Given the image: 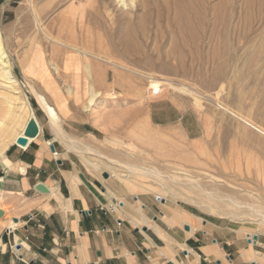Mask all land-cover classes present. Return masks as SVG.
Masks as SVG:
<instances>
[{"label": "rangeland", "instance_id": "374dc122", "mask_svg": "<svg viewBox=\"0 0 264 264\" xmlns=\"http://www.w3.org/2000/svg\"><path fill=\"white\" fill-rule=\"evenodd\" d=\"M218 1L210 0V4ZM80 2L85 0H0V32L17 81V95L30 104L44 136L57 148L55 154L62 149L57 142H62L91 168L107 167L119 179L117 172L121 171L116 169H125L117 162L149 169L150 176L132 175L130 182L125 181L137 190L183 205L199 217H220L238 233L264 232V225L258 222L264 214V135L246 125L254 123L264 130V0H232L237 32H243L246 15L249 22L245 25L250 28L245 43L230 47H223L211 32L209 41L180 43L165 22L158 30L148 23L142 36L134 30V39L127 41L124 21L115 20L109 29L80 27L78 17L73 26L75 42L68 45L65 32H59V22L70 5ZM80 49L104 60L97 63L103 69L98 72L102 82L105 73V86H96L93 75L84 69L83 57L87 55L78 52ZM39 54L40 65L35 66ZM138 70L143 73L136 76L133 71ZM114 71L124 78L114 81ZM153 79L166 82L155 95L149 92ZM106 82L114 83V97L104 98L101 94L106 92L98 90L109 87ZM4 87L0 91L9 92ZM36 92L56 106L59 117L71 100L82 102L89 118L96 110L104 120L106 115L113 117V135L122 137L124 143L118 139L107 143L100 134L97 139L87 134L75 136L62 124L60 134L53 130L52 134ZM138 98L145 104V116L152 114L144 130L131 122ZM181 116L189 137L179 125ZM91 121L97 122L96 118ZM156 125L163 132L161 142L153 131ZM18 129L17 125L13 131ZM135 130L139 134L143 131L141 137H130ZM13 131L0 137V145L12 138ZM184 138L194 140L193 146L187 147L190 155L179 151ZM16 148L15 143H9L3 154L9 160L16 159ZM107 152L125 153V157L107 161L102 156Z\"/></svg>", "mask_w": 264, "mask_h": 264}, {"label": "crops", "instance_id": "0c3cea01", "mask_svg": "<svg viewBox=\"0 0 264 264\" xmlns=\"http://www.w3.org/2000/svg\"><path fill=\"white\" fill-rule=\"evenodd\" d=\"M106 84L114 87L112 82ZM139 100L132 108L131 122L144 130L152 114L145 116V104ZM71 102L68 110L60 113L64 130L95 139L104 135L107 143L114 139L123 142L122 137L113 135V117L106 115L104 120L96 110L89 118L81 101ZM182 117L178 120L181 128ZM93 118L97 122L93 123ZM153 129L161 142V127ZM43 131L41 128L26 147L17 146L16 159L4 155L7 165L0 162V208L4 212L0 218V264H264V232L241 234L220 217L202 218L159 194L137 190L125 179L112 176L107 167L91 168L62 142H57L62 149L54 154L50 150L53 141L46 140ZM139 133L135 130L130 137H141L143 131ZM180 140L184 145L179 148L181 155L192 154L188 148L194 140ZM157 150H162L160 143ZM102 156L107 161L121 160L125 153ZM39 182L46 192L35 190ZM116 203L109 212L108 207ZM251 234L257 235L256 241L248 240Z\"/></svg>", "mask_w": 264, "mask_h": 264}, {"label": "bare ground", "instance_id": "6f19581e", "mask_svg": "<svg viewBox=\"0 0 264 264\" xmlns=\"http://www.w3.org/2000/svg\"><path fill=\"white\" fill-rule=\"evenodd\" d=\"M210 3V0H85L83 3L80 2L74 6L70 5V7L62 13L61 21L59 22V32L61 35L62 31L65 32V36L63 37L68 42L67 44L73 45L72 43L75 42L74 37H76V31L73 26L78 17L80 27L91 26L109 29L112 27L115 20L117 22L124 21L125 39H127V41H132L134 39V30L136 33L138 32L139 36H142L148 23L152 22L158 30V28L161 27V22H165V24L172 29L176 40L183 44L203 42L206 40L209 41L208 32L215 34L217 41H220L223 47H230L244 42L250 28V26L245 25L249 22V16L246 15L243 17V32L240 34L237 32L238 23L234 21V19L236 20V14L232 0H219L215 4ZM85 5L89 6L88 11L85 9ZM114 6L118 8L114 9ZM138 9L140 10V13L136 14V10ZM45 37L47 38V35H45ZM3 43L0 32V87L5 86L4 88L7 87L9 90V92H5L4 90L0 91V137L4 135L6 136L11 130H14L15 126H19L17 131H13L14 133H12L11 139H5L6 141L0 145V162L3 165H7L6 158L3 154L4 150L9 143H15V139L22 134L28 119L33 116V110L29 103L22 100L20 97L21 95H17L19 94L17 81L11 73L10 57ZM75 49L76 48H74V50ZM36 51H39V48H36ZM78 52L87 55L83 57L84 69L93 75L92 78L95 81V85L100 86L103 84L105 86V73L103 74L102 83V80L99 79L98 72H96V68L99 69V72H102L103 69L99 66L97 60L103 59L84 49H80ZM39 56L40 54L36 58L37 60L34 61L35 66L40 65ZM91 57L93 58L92 61H90ZM85 65L87 66V69L85 68ZM133 73L136 76H139L143 72L138 70L133 71ZM113 75L114 81L122 79V77L125 76L121 74V77H119L117 71H114ZM112 84L114 86V83ZM165 84L166 82L164 80L153 79V81L149 83L150 94L155 95L156 93H159ZM105 88L108 89L105 96L106 94L107 97L115 96V91L111 90L113 89L111 85ZM35 94L49 119L50 128L58 134L59 130H61L62 120L60 119L61 117H59L56 106L50 103L44 94L37 92ZM56 102L58 103V99H56ZM243 122L245 121L243 120ZM246 125L264 135V130L259 126L257 127L254 125V123H247ZM38 127L40 132L41 127L39 124ZM117 164L119 168L125 169V173L123 170L116 169L121 171V173L117 172L118 176L120 178L123 177V179L129 182L130 176L132 177V175L146 177L150 176L151 173L149 169L141 170L136 165L119 162H117ZM260 216L258 222L259 224L264 225V214L262 213Z\"/></svg>", "mask_w": 264, "mask_h": 264}, {"label": "water", "instance_id": "95a60500", "mask_svg": "<svg viewBox=\"0 0 264 264\" xmlns=\"http://www.w3.org/2000/svg\"><path fill=\"white\" fill-rule=\"evenodd\" d=\"M38 133H39V127H38L37 121L32 116L31 118L28 119L22 134L15 139V144L17 146H20V147H26L28 142H29V140L31 138H34L35 136H37ZM50 150L52 152H55L53 144H50ZM58 163H60V162L58 161ZM106 175L107 174H104L103 176L106 177ZM34 188H35V190H37L38 192H41V193H44V192L47 191V188L40 182L35 184ZM3 215H4V212L0 208V218ZM14 221H16V220L14 219ZM256 239H257V235L256 234H251V235L248 236V240L250 242H254V241H256Z\"/></svg>", "mask_w": 264, "mask_h": 264}, {"label": "built area", "instance_id": "2783aa9c", "mask_svg": "<svg viewBox=\"0 0 264 264\" xmlns=\"http://www.w3.org/2000/svg\"><path fill=\"white\" fill-rule=\"evenodd\" d=\"M53 153L55 154V152H53ZM155 199H156V200H159L160 198L156 197ZM116 205H117V203H116V204H113V205H110V206L108 207L107 210H108L109 212L114 211Z\"/></svg>", "mask_w": 264, "mask_h": 264}]
</instances>
